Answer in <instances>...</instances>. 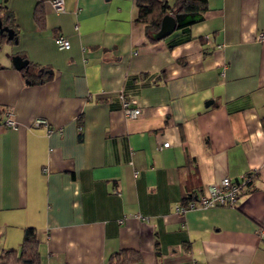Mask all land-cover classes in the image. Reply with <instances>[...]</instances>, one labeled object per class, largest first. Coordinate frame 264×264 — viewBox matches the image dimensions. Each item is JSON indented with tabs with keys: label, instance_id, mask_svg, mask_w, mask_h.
I'll list each match as a JSON object with an SVG mask.
<instances>
[{
	"label": "crops",
	"instance_id": "0c3cea01",
	"mask_svg": "<svg viewBox=\"0 0 264 264\" xmlns=\"http://www.w3.org/2000/svg\"><path fill=\"white\" fill-rule=\"evenodd\" d=\"M0 16L17 37L0 42V252L34 227L42 264H264V0H207L159 40L137 0H0ZM253 170L233 206L175 212Z\"/></svg>",
	"mask_w": 264,
	"mask_h": 264
},
{
	"label": "trees",
	"instance_id": "16d2710c",
	"mask_svg": "<svg viewBox=\"0 0 264 264\" xmlns=\"http://www.w3.org/2000/svg\"><path fill=\"white\" fill-rule=\"evenodd\" d=\"M138 16L137 21L144 23L151 33L159 30L162 17L170 13L176 21V28L200 21L203 12L207 9V0H176L174 6H169L167 0H137ZM1 17V16H0ZM35 18L38 22L42 21L40 10H36ZM5 20V21H3ZM3 23L14 27L12 18L2 19ZM6 22V23H5ZM5 32L0 33V42L12 41ZM255 175V174H254ZM252 176L246 188L251 185L254 178ZM193 193L188 195V199ZM136 258L137 254H133ZM0 264H42L39 252V239L34 227H26L23 233V239L18 249H3L0 252Z\"/></svg>",
	"mask_w": 264,
	"mask_h": 264
},
{
	"label": "built area",
	"instance_id": "2783aa9c",
	"mask_svg": "<svg viewBox=\"0 0 264 264\" xmlns=\"http://www.w3.org/2000/svg\"><path fill=\"white\" fill-rule=\"evenodd\" d=\"M53 8L56 11L64 10V0H50ZM258 39H264V32H260ZM55 45L59 49H67L70 47V41L66 36L59 35L54 39ZM122 112L127 117H136L140 114L141 108L136 99L127 97L123 93L119 94ZM46 124V120L40 119L37 123ZM4 123L11 127L17 128L16 120L10 116L6 117ZM48 129L47 132H50ZM169 142H164L163 146H167ZM255 170L248 171L242 174L238 179L232 180L224 177L217 183H211L203 188H198V192L193 194L186 202L176 204L174 207L175 212L184 213L188 210L196 208H212L216 206H233L237 199L245 192L247 183L250 182ZM136 217L146 219L144 216L137 214ZM259 235L264 238V225L259 228Z\"/></svg>",
	"mask_w": 264,
	"mask_h": 264
},
{
	"label": "water",
	"instance_id": "95a60500",
	"mask_svg": "<svg viewBox=\"0 0 264 264\" xmlns=\"http://www.w3.org/2000/svg\"><path fill=\"white\" fill-rule=\"evenodd\" d=\"M176 28V21L170 13L165 14L160 22L159 30L152 34L153 39L159 40L169 35ZM5 32L8 38L13 39L17 42V37L15 36V31L12 27L3 23L0 17V33ZM12 65L18 70H28V59L22 57L19 54H14L11 56ZM42 70V69H41ZM49 72H52L49 70Z\"/></svg>",
	"mask_w": 264,
	"mask_h": 264
},
{
	"label": "rangeland",
	"instance_id": "374dc122",
	"mask_svg": "<svg viewBox=\"0 0 264 264\" xmlns=\"http://www.w3.org/2000/svg\"><path fill=\"white\" fill-rule=\"evenodd\" d=\"M5 46H6L5 43H2V44L0 45V49H1V48H2V49L5 48Z\"/></svg>",
	"mask_w": 264,
	"mask_h": 264
}]
</instances>
